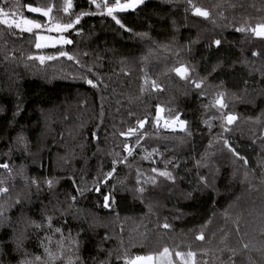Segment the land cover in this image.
<instances>
[{"label": "trees", "instance_id": "1", "mask_svg": "<svg viewBox=\"0 0 264 264\" xmlns=\"http://www.w3.org/2000/svg\"><path fill=\"white\" fill-rule=\"evenodd\" d=\"M114 2L0 0V264H264V0Z\"/></svg>", "mask_w": 264, "mask_h": 264}, {"label": "snow or ice", "instance_id": "2", "mask_svg": "<svg viewBox=\"0 0 264 264\" xmlns=\"http://www.w3.org/2000/svg\"><path fill=\"white\" fill-rule=\"evenodd\" d=\"M6 2V0H5ZM93 3H96V0H92ZM136 3H143V0H130L129 3H125V4H121L120 0H115L114 4L111 7L107 6V3H105V7L107 8V15L111 16L113 20L116 21L117 24H120V21L116 18V16L114 15V12L117 11H124L129 7H133ZM98 8L100 7L99 4L96 5ZM72 7V0H66V7L64 8V11L67 12L70 8ZM28 11L30 12H41L44 16H48L49 13L51 12V8L43 10L40 8H34V7H28ZM195 15H200L203 17H207L209 14L207 11H203L200 8H195ZM13 17L12 19H10L9 17ZM15 17H17V13L15 11H12L11 13L9 11H6L5 8L3 6H0V24L3 25H7L9 28L15 27L17 29H19L20 31H28L31 32L33 28L35 29H40L42 27V25L40 23H37L33 20L30 19H15ZM80 22V16L78 15L75 19L74 22H69L66 24H56L54 28H48V31L51 32L53 30L58 31V32H63V31H67L68 29L74 27V23L78 24ZM121 27H123V25L121 24ZM242 31V29H240ZM255 31V30H254ZM257 35H262L264 36V26H261V29L259 31H256ZM37 39V43H36V48L39 49L41 47H45L47 46V43L42 44L41 41H45V42H49L52 41L51 37H46V36H42V35H37L36 37ZM60 39L64 42V43H71L70 40H65L62 36L60 37ZM217 44L220 43V41H216ZM60 55H66V53H61ZM56 57L54 56H48V57H30V59H39L41 63L44 62L45 59L48 60H52L55 59ZM69 59H72V57H68ZM175 71L177 72V74H182L184 73L186 70L183 68H178L175 69ZM89 84H91V81H88ZM95 86V85H93ZM197 87H199V85H197ZM223 106V105H221ZM228 122L231 123L232 121H234L236 119L235 116H228L227 117ZM143 126V124H141V127ZM181 127H183V122H181ZM22 139V138H21ZM0 167H4L7 169L8 165L4 164V165H0ZM161 175H168L167 173H161ZM51 182H49L50 184ZM0 192H7V188H3L0 189ZM108 198L105 197V207H108V203H107ZM165 227H168L167 225H165ZM198 239H203V236H199L197 237ZM169 254V250L167 248H165L163 250V253H161V255H166ZM177 256H182L181 253H176ZM188 256H194V253L189 252ZM37 260H39V257H36ZM153 260L152 256H147V257H143V256H137L135 258V260L129 261L128 264H149V262H151ZM21 264H30V262L24 261L21 262Z\"/></svg>", "mask_w": 264, "mask_h": 264}, {"label": "rangeland", "instance_id": "3", "mask_svg": "<svg viewBox=\"0 0 264 264\" xmlns=\"http://www.w3.org/2000/svg\"><path fill=\"white\" fill-rule=\"evenodd\" d=\"M8 1L10 4L12 2H15L16 0H6ZM19 1V0H17ZM96 1H100V0H96ZM95 4H98V3H95ZM14 8V7H13ZM16 9V10H15ZM71 9L68 10V12L70 11ZM6 11H9L10 13L12 11H15V12H18V8L15 7L13 10L12 9H8ZM30 12V11H28ZM34 15H38V16H42V17H45L48 19V22L49 23V15L48 16H44L41 12H30ZM10 19H12L13 17H9ZM20 18H23V19H27L25 18L22 14H19L17 15V17H15V19H20ZM81 22V20H80ZM80 22L78 23V25L80 24ZM54 28L52 25L50 24H47L45 26H42L40 29H35L33 28L31 32H28V31H22V32H26V33H30V34H35L37 33V35H42V36H46V37H51L52 38V41H49V42H45V41H41L42 44L44 43H47V46L45 47H41L39 48V50H45V49H55V48H58V47H63V46H66L67 44H70V43H64L60 37L62 36L65 40H68L64 35L63 33L66 32V31H63V32H58V31H51L49 32L48 31V28ZM259 30L261 29V26H259L258 28ZM19 30V29H18ZM264 38V36H262ZM261 38V36H260ZM37 41V40H36ZM37 43V42H36ZM186 74V71L185 73L182 75L184 76ZM170 121H173V125L170 127V131H177V130H182L184 129V127L186 126L185 123L183 122V127H181V116H178L175 120H170ZM193 253V252H192ZM156 264V263H155ZM161 264H173V262L170 260V259H164L162 260V263Z\"/></svg>", "mask_w": 264, "mask_h": 264}, {"label": "water", "instance_id": "4", "mask_svg": "<svg viewBox=\"0 0 264 264\" xmlns=\"http://www.w3.org/2000/svg\"><path fill=\"white\" fill-rule=\"evenodd\" d=\"M141 4L142 3H136L133 7H129V8H127L126 10H124V11H117V12H115V13H129V12H134L135 11V9H137V8H139L140 6H141ZM141 124H143V126L141 127ZM147 124H148V121L147 120H145V121H143L142 123H140L139 124V130L140 131H144L145 130V128H146V126H147ZM161 124L160 123H157V127H159ZM136 131L134 130L133 131V133L132 134H134ZM130 135V136H124V137H128V138H133V135ZM128 147V151L130 150V148H131V146H127ZM111 177H112V175L108 178V179H106L104 182H103V186H106V184H107V182L111 179ZM108 198V197H107ZM107 203H108V205H109V203H110V199L108 198V200H107ZM105 208H109V206L108 207H105ZM110 209V208H109ZM111 210V209H110Z\"/></svg>", "mask_w": 264, "mask_h": 264}, {"label": "built area", "instance_id": "5", "mask_svg": "<svg viewBox=\"0 0 264 264\" xmlns=\"http://www.w3.org/2000/svg\"><path fill=\"white\" fill-rule=\"evenodd\" d=\"M164 128L170 130V127L173 125V121H164Z\"/></svg>", "mask_w": 264, "mask_h": 264}, {"label": "crops", "instance_id": "6", "mask_svg": "<svg viewBox=\"0 0 264 264\" xmlns=\"http://www.w3.org/2000/svg\"><path fill=\"white\" fill-rule=\"evenodd\" d=\"M149 264H155L154 258H153V260L151 262H149Z\"/></svg>", "mask_w": 264, "mask_h": 264}]
</instances>
